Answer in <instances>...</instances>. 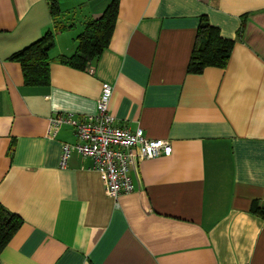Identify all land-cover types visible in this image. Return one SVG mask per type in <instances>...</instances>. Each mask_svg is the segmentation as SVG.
I'll use <instances>...</instances> for the list:
<instances>
[{"label": "crops", "instance_id": "1", "mask_svg": "<svg viewBox=\"0 0 264 264\" xmlns=\"http://www.w3.org/2000/svg\"><path fill=\"white\" fill-rule=\"evenodd\" d=\"M110 1L58 0L54 19L50 0H0V203L23 220L0 264H264V0H118L101 54L62 63ZM202 16L234 44L224 67L188 72ZM56 22L50 81L25 85L9 57ZM102 82L118 123L171 145L135 158L117 198L90 158L60 166L76 138L49 124L94 113Z\"/></svg>", "mask_w": 264, "mask_h": 264}, {"label": "trees", "instance_id": "2", "mask_svg": "<svg viewBox=\"0 0 264 264\" xmlns=\"http://www.w3.org/2000/svg\"><path fill=\"white\" fill-rule=\"evenodd\" d=\"M50 13L57 19L61 13L58 0H50ZM118 14V0H111L102 14L85 21L76 37L75 51L59 59L71 67L85 68L108 46ZM67 27L56 22L55 30H46L42 36L10 55L20 64L25 85H47L50 81L49 51L54 46V32ZM234 41L220 34L218 27L206 17L200 18L194 45L187 63L188 72H201L207 66L224 67L229 59ZM264 217V210H256ZM22 218L0 203V253L22 225Z\"/></svg>", "mask_w": 264, "mask_h": 264}, {"label": "built area", "instance_id": "3", "mask_svg": "<svg viewBox=\"0 0 264 264\" xmlns=\"http://www.w3.org/2000/svg\"><path fill=\"white\" fill-rule=\"evenodd\" d=\"M112 92V84L102 82L94 113L55 112L49 124L54 128L69 126L76 138L73 143H62L60 166H66L74 151L90 158L102 176L106 193L117 198L134 190L130 169L135 158L169 155L171 145L168 140L146 137L141 128L130 130L118 123L109 109Z\"/></svg>", "mask_w": 264, "mask_h": 264}]
</instances>
